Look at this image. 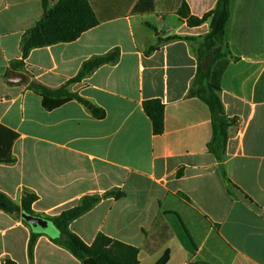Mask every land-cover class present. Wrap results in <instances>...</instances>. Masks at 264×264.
Returning a JSON list of instances; mask_svg holds the SVG:
<instances>
[{
	"label": "crops",
	"instance_id": "0c3cea01",
	"mask_svg": "<svg viewBox=\"0 0 264 264\" xmlns=\"http://www.w3.org/2000/svg\"><path fill=\"white\" fill-rule=\"evenodd\" d=\"M59 1L0 0V125L17 135L13 163L0 164V192L17 204L35 195L32 211L44 219L100 198L70 230L87 245L103 234L133 246L139 264L166 254V264H264V0H231L228 55L210 74L234 122L223 161L208 148V106L189 95L214 55L210 21L191 27L178 13L187 4L201 19L218 0H87L96 27L24 59L26 34ZM114 51L115 63L70 84L86 62ZM10 73L26 79L9 83ZM33 83L67 87L88 104L48 110ZM154 100L165 108L162 135L144 112ZM59 237L0 211V264H82L52 241Z\"/></svg>",
	"mask_w": 264,
	"mask_h": 264
},
{
	"label": "trees",
	"instance_id": "16d2710c",
	"mask_svg": "<svg viewBox=\"0 0 264 264\" xmlns=\"http://www.w3.org/2000/svg\"><path fill=\"white\" fill-rule=\"evenodd\" d=\"M230 2L231 0H218L216 8L201 19L191 16L187 4H184L178 12L180 17L187 20L191 27L201 26L210 21L211 31L206 40L208 48L213 49L214 55L211 61L209 58L205 59V62L199 66L198 74L189 95L201 99L210 110L213 135L208 148L218 161L224 159L228 131L234 122L226 116L220 96L221 90L210 82V74L213 64L228 55L223 52L222 48L225 49L226 47L224 35L226 24L230 19ZM148 7L149 9L144 10V12L152 9V5H148ZM99 23V19L87 0H60L55 7L46 10L43 19L26 34L22 42L23 57L26 59L34 49L58 43L73 42ZM173 39L176 38H171V40ZM118 57V51H114L106 56L89 60L82 66L79 74L70 84L86 79L103 65L115 63ZM31 87L42 96L44 107L48 110L73 99L88 104L83 99L70 93L67 87L57 91H51L36 83H33ZM144 112L152 122L154 134L162 135L164 133V105L158 100L146 102ZM93 114L98 119L105 116V112L99 109H94ZM16 138V134L0 125V164L13 163L11 149ZM112 196L119 200L124 197V194L113 192ZM36 200L35 195L26 194L21 205H19L0 192V211L11 215L25 213L35 216L32 205ZM99 202L100 198H83L79 205L73 209L63 212L58 217L46 218L60 233V237L52 241L68 250L82 264H139V250L133 246L113 240L103 234H99L92 245H87L70 230L73 221L88 213ZM27 225L31 227L29 224ZM35 242L36 237L33 236L30 242V256H32ZM168 260L169 255L166 254L158 264H166ZM5 264L14 263L7 261Z\"/></svg>",
	"mask_w": 264,
	"mask_h": 264
},
{
	"label": "water",
	"instance_id": "95a60500",
	"mask_svg": "<svg viewBox=\"0 0 264 264\" xmlns=\"http://www.w3.org/2000/svg\"><path fill=\"white\" fill-rule=\"evenodd\" d=\"M25 79L26 78L24 75H18L15 73L9 74V83L23 82ZM22 218L27 224H29L33 228L40 227L41 229H47L50 226L49 221L44 218L28 215L25 213L22 214Z\"/></svg>",
	"mask_w": 264,
	"mask_h": 264
},
{
	"label": "rangeland",
	"instance_id": "374dc122",
	"mask_svg": "<svg viewBox=\"0 0 264 264\" xmlns=\"http://www.w3.org/2000/svg\"><path fill=\"white\" fill-rule=\"evenodd\" d=\"M21 203H22V201H21ZM21 203L19 205H21ZM16 215H19L20 216L21 214H16ZM55 228L56 227L53 224H50L49 229L54 230ZM38 229L40 230L41 228L38 227Z\"/></svg>",
	"mask_w": 264,
	"mask_h": 264
}]
</instances>
